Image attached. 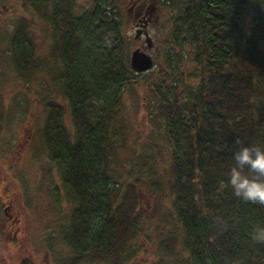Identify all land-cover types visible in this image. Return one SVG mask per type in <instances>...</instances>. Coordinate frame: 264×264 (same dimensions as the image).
Listing matches in <instances>:
<instances>
[{"label": "trees", "instance_id": "trees-1", "mask_svg": "<svg viewBox=\"0 0 264 264\" xmlns=\"http://www.w3.org/2000/svg\"><path fill=\"white\" fill-rule=\"evenodd\" d=\"M20 1L48 21L49 53L58 63L47 70L61 100L44 97L40 131L70 207L54 221L56 244L68 252L56 264H123L132 256L142 230V171L134 161L124 175L114 167L125 147L123 90L140 76L149 84L150 121L170 146L165 187L181 228L179 235L159 233V247L174 253L179 245L186 264H264V241L253 239L264 229V206L220 188L240 147H264V0H160L168 12V73L156 68L155 81L146 73L153 68L130 67L122 0H86L84 7L77 0ZM28 27L17 18L4 51L22 77L41 65ZM184 47L195 82L180 75Z\"/></svg>", "mask_w": 264, "mask_h": 264}, {"label": "rangeland", "instance_id": "rangeland-1", "mask_svg": "<svg viewBox=\"0 0 264 264\" xmlns=\"http://www.w3.org/2000/svg\"><path fill=\"white\" fill-rule=\"evenodd\" d=\"M80 7L87 5L86 0H77ZM124 10L122 31L130 39L129 49L137 43L143 42V37L137 40L133 37L134 28L131 14L126 10V2L122 0ZM25 18L29 24V31L34 37L35 53L41 65L35 68L30 75L20 76L13 63L5 57L7 48V33L17 18ZM168 12L162 7L159 18L151 26L153 33V71L146 72L151 75V81L157 77L156 68H168L164 60V51L168 43ZM50 28L48 21L34 12L29 5H23L20 0H0V73L2 82L0 88L4 98L6 112L4 115L2 138L10 139L16 135L17 130L25 127L31 134L27 143L28 149L23 146V158L17 169L21 170L19 184L23 188L22 201H19L18 191L15 187L13 194L11 188L5 191L4 206L6 204L15 210L20 219V231L16 239H9L4 232L0 238V264H56V258L67 254L62 244H56L55 225L57 218L66 217L69 212V203L66 202L61 181L56 167L48 159L46 149L41 140L40 131L44 119V97L61 100L57 87L53 83L47 66L53 69L57 63L54 56L49 53ZM190 47H184L187 53L186 60L180 63L179 71L184 82H195L193 73L197 71L189 56ZM177 52L180 48L176 47ZM5 51V52H4ZM156 71V72H155ZM137 84L127 85L122 94L119 116L126 123L125 147L118 156L119 166H115L116 173L124 175L128 172L134 161L136 170H141V178L137 185L139 206L143 210L142 230L132 244V256L123 264H186L185 251L177 245L174 253H169L159 247V233L173 230L177 235L181 228L175 217L171 194L166 190L165 183L169 174L170 146L162 135V127L155 126L150 121L148 107L151 93L148 83L144 84L143 77H137ZM143 83V84H142ZM66 126L71 129L68 116L65 118ZM27 134V135H26ZM29 150V152H28ZM144 154L143 159L133 156L132 152ZM142 165V167L140 166ZM158 181L160 184L155 185ZM7 182V180H6ZM56 191L60 199L57 206L53 192ZM11 195V196H10ZM154 195L158 199H154ZM7 196V197H6ZM11 198V204L7 199ZM20 203L25 207L20 210ZM154 207L158 209L155 210ZM53 241L52 250L48 248V239ZM55 241V242H54ZM2 248V251H1Z\"/></svg>", "mask_w": 264, "mask_h": 264}, {"label": "flooded vegetation", "instance_id": "flooded-vegetation-1", "mask_svg": "<svg viewBox=\"0 0 264 264\" xmlns=\"http://www.w3.org/2000/svg\"><path fill=\"white\" fill-rule=\"evenodd\" d=\"M126 2V10L131 14V19L133 20V28L134 34L133 37L137 40H140L143 37V42L137 43L135 47L145 50L149 53L152 58L153 54L151 53L153 48V41L150 48H148L145 44V32L150 36L155 32H151V26L157 21L160 15L161 8L163 7L160 4V0H124ZM152 40V39H151ZM2 58V57H1ZM0 58V59H1ZM0 82H2V72L0 73ZM1 85V84H0ZM2 102L4 103V98L2 95V89L0 88V238H2V232L9 239H16L17 233L21 230L18 225L19 218L17 217L16 211L10 207V205L5 204L3 195L5 196V191L9 190V188L15 187L18 191L19 201H22V193L23 188H21L19 184V180H21V170L17 169L19 165L22 163L23 158V146L25 149H28L27 143L30 140L31 134L33 131L29 133V136H25L22 138L27 130L25 127H22V131L19 132L17 130L16 135L10 139L2 138V128L4 126L2 116ZM44 108V107H43ZM27 135V134H26ZM29 152V150H28ZM7 180V182H6ZM11 188V189H12ZM13 189L11 190V194H13ZM3 194V195H2ZM11 196V195H10ZM7 197V196H6ZM7 202L11 204V198L7 199ZM20 210L25 206L20 203ZM2 251V248H1Z\"/></svg>", "mask_w": 264, "mask_h": 264}, {"label": "clouds", "instance_id": "clouds-1", "mask_svg": "<svg viewBox=\"0 0 264 264\" xmlns=\"http://www.w3.org/2000/svg\"><path fill=\"white\" fill-rule=\"evenodd\" d=\"M233 161L227 181H222L220 188L230 187L234 196L264 206V147L242 146L233 154ZM253 239L264 241V229H257Z\"/></svg>", "mask_w": 264, "mask_h": 264}, {"label": "water", "instance_id": "water-1", "mask_svg": "<svg viewBox=\"0 0 264 264\" xmlns=\"http://www.w3.org/2000/svg\"><path fill=\"white\" fill-rule=\"evenodd\" d=\"M145 44L148 48L152 45L150 36L145 32ZM129 64L132 70L135 72L145 71L149 69L153 64L152 56L145 50L138 47H134L129 52Z\"/></svg>", "mask_w": 264, "mask_h": 264}]
</instances>
